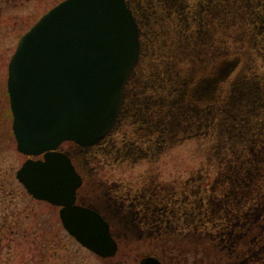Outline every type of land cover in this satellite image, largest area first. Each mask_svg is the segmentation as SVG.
Here are the masks:
<instances>
[{"label":"rangeland","instance_id":"obj_1","mask_svg":"<svg viewBox=\"0 0 264 264\" xmlns=\"http://www.w3.org/2000/svg\"><path fill=\"white\" fill-rule=\"evenodd\" d=\"M61 1L0 3V184L13 191L11 198H0V224L5 215L20 222L24 207L28 214L26 235L21 227L10 234V222L0 235V264H104L68 234L58 208L33 199L15 180L28 157L17 150L12 129L9 61L20 36ZM126 1L141 46L118 120L93 147L64 143L59 148L81 165L90 208L94 201L114 212L106 213L124 241L107 263L136 264L152 256L141 244L158 233L135 228L132 215L123 211L131 203L117 192L139 196L143 190L150 198L154 191L148 183H163L160 194L180 202L188 198L192 215L208 209L215 217L225 215L229 229L214 231L210 240L216 246H207L212 257L225 258L220 264L227 258L228 264H264V0ZM164 196L170 213L173 199ZM151 199L149 222L159 197ZM202 242L194 244L202 248Z\"/></svg>","mask_w":264,"mask_h":264},{"label":"water","instance_id":"obj_2","mask_svg":"<svg viewBox=\"0 0 264 264\" xmlns=\"http://www.w3.org/2000/svg\"><path fill=\"white\" fill-rule=\"evenodd\" d=\"M139 56L126 0H64L20 38L8 65L17 149L42 157L25 161L17 178L36 200L60 207L68 234L102 259L114 258L118 243L99 212L77 203L83 179L59 148L93 147L107 137ZM140 264L164 263L146 256Z\"/></svg>","mask_w":264,"mask_h":264},{"label":"trees","instance_id":"obj_3","mask_svg":"<svg viewBox=\"0 0 264 264\" xmlns=\"http://www.w3.org/2000/svg\"><path fill=\"white\" fill-rule=\"evenodd\" d=\"M143 150L145 151V149ZM142 154L146 155L144 152ZM71 159L76 169L82 176L83 182H85L86 176H85V173L81 165L77 161H75L72 157ZM116 159H118V157H116ZM106 161L108 162V159H106ZM101 162L103 163L104 161H101ZM104 168L106 167L104 166ZM103 173H105V170H103ZM114 177H118V175H114ZM109 180L113 181L111 178H109ZM144 186H146L145 183L142 185V187ZM142 187H140L138 190H140ZM127 188L129 189L130 186H127ZM146 188L152 189L150 191H154V195L151 196L148 193L149 196L155 197V198L159 197V200L156 203L158 205L154 208V210H156V215L153 216V218L150 220L151 222H149V219L152 216L149 205L152 204V199L151 197L146 198V194H147L146 191L142 190V194H140L139 196H130L129 195L130 192H128L130 190L120 191L117 193L119 194V196L123 195L124 200L126 199L124 203H131V205L126 209L124 208L123 211H125L126 215L127 214L130 216L132 215V217L135 220V224H134L135 228H137L138 230H142L143 233L145 234H151L152 231H156L158 233V234L151 235V242L147 243L146 240H143V243L141 244L144 247L145 245H148L149 248L153 250L152 255L161 257L163 259L174 255L180 259L182 258L184 254L187 253L188 249L189 250L194 249L196 247V244L194 243L200 241V239L203 240L202 242L203 247H205L206 250H208L207 246L211 244L213 246L215 245L214 242L210 240L215 236L214 231H219V229L221 230L224 228L229 229L228 228L229 223L227 224V219L225 215L224 217L221 215H218L215 217L214 211H212L211 209L206 210L204 215H200V214L192 215V213H190L186 207L188 198H186L183 202L182 201L180 202V201H176L175 197H172L171 195L164 196L165 193L163 195L160 194L161 192L160 190H162L163 188L165 189V186L163 183H160V184L151 183V186H149V183H148ZM82 189H83V186L78 192V199L79 201L83 202L82 204L89 206L91 202L90 203L86 202L87 200L91 201L90 197L87 198L89 193L87 191L84 193ZM104 191H105V188L101 190L102 193H104ZM158 193H159V196H158ZM163 196L165 197L166 201H171V199H173V202H171V205H173V209L171 210L170 213L168 212L169 210L166 208L168 204L167 203L165 204V202L162 200ZM114 197H115V194H114ZM206 197H208L207 192H206ZM92 202H93V205H92L93 207L91 208H94L95 210H97L108 221L111 227L112 235L119 240L118 234L115 233L113 230V229H116V224L113 223V221L110 219V216L106 213L108 212L110 214H114V212L112 213V211H110V207L105 206L102 203H100V205H97L96 202L94 201ZM203 216L206 219V222H205L206 228L204 226L205 223L203 222ZM226 216H229V214L226 213ZM137 220L140 223H137ZM122 242H120V244ZM152 245H154V247Z\"/></svg>","mask_w":264,"mask_h":264},{"label":"flooded vegetation","instance_id":"obj_4","mask_svg":"<svg viewBox=\"0 0 264 264\" xmlns=\"http://www.w3.org/2000/svg\"><path fill=\"white\" fill-rule=\"evenodd\" d=\"M2 2V0H0V3ZM25 34V33H24ZM23 34V35H24ZM21 37V36H20ZM20 39V38H19ZM20 153V152H19ZM23 155V154H22ZM24 156H26V155H24ZM26 157H28V156H26ZM28 159H29V157H28ZM28 159H26L25 161H27ZM34 159H38V158H34ZM24 161V162H25ZM23 162V163H24ZM23 165V164H22ZM22 165L20 166V168L22 167ZM19 168V169H20ZM19 169L15 172V180L19 183V185H21V187H23V189L25 190V192H26V194L27 195H30L29 193H28V191H27V189L25 188V186L20 182V180L17 178V172L19 171ZM6 183L5 182H3V184L1 185L0 184V189H2L1 191H0V198H11V196L10 195H13V191H9V190H7L6 192H5V189L7 188V186H4ZM7 184H10V183H7ZM9 186V185H8ZM31 196V195H30ZM33 199H35L33 196H31ZM36 200V199H35ZM37 201H39V200H37ZM12 202V201H11ZM40 202H43V201H40ZM56 208H58L59 209V211H60V208L59 207H56ZM23 214L22 215H24V218L27 216L28 217V214H27V208L26 207H24L23 208ZM24 218L23 217H21V221L19 222V220L18 221H16L14 224L11 222V221H9V219H8V215H5L2 219L4 220L3 221V223L2 224H0V230L2 231V232H0V235H2L3 234V231H4V229H5V227H7L8 226V224H9V222L11 223V225H9V230H10V234H12V235H15L17 232L13 229L14 227H21V229H22V231H25V235H26V233H27V228L23 225V220H24ZM0 220H1V216H0ZM114 239L116 240V242L118 243V247H119V250H118V252L120 251V242H119V240L117 239V238H115L114 237ZM259 242L260 241H258L257 243H256V245H258L259 244ZM189 246V245H188ZM199 245H197L194 249H191V250H187V253L186 254H184L183 256H182V258H178V257H176V256H171V257H167V259L166 258H161V257H158V256H156L161 262H163L164 264H216L217 263V261H218V264H220L219 262H221V260L223 259H225L224 257H221L220 258V260H218L215 256L214 257H212L213 255L212 254H210V253H208L207 252V250L205 249V247H203L202 246V248L201 247H198ZM200 246H201V244H200ZM214 246H216V244L214 245ZM185 252H186V250H185ZM218 252V251H217ZM228 253V252H227ZM218 255V254H217ZM229 255V254H228ZM152 256H155V255H152ZM245 256V255H244ZM244 256H240L241 258H243ZM191 257H193V258H191ZM191 259L193 260V261H191ZM107 260L108 259H103V263L104 264H108L107 263ZM109 261V260H108ZM109 262H111V261H109ZM136 262V261H135ZM230 262V259H228L227 258V264ZM120 264H124L123 262H119ZM222 263V262H221ZM136 264H140V261L139 262H136Z\"/></svg>","mask_w":264,"mask_h":264}]
</instances>
